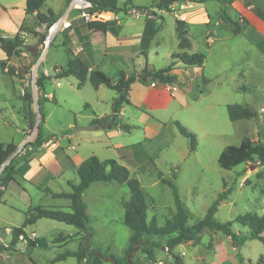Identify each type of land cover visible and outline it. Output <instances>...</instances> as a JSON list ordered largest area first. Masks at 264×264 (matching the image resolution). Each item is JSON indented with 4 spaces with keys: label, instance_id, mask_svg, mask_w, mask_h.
Returning <instances> with one entry per match:
<instances>
[{
    "label": "rangeland",
    "instance_id": "374dc122",
    "mask_svg": "<svg viewBox=\"0 0 264 264\" xmlns=\"http://www.w3.org/2000/svg\"><path fill=\"white\" fill-rule=\"evenodd\" d=\"M255 1L261 4L264 0ZM124 2L125 0H117V5L122 7ZM140 2L148 4L149 1L140 0ZM213 4L211 3V5ZM228 12L229 15L234 14L232 9H229ZM168 20L173 21L172 18H168ZM140 22L141 18H127L124 20L123 25L126 26V29L129 26L132 30L133 28L136 29ZM24 31L22 36L24 44L33 47L38 41L39 34L44 33L45 29L43 25L34 23L31 27L27 26ZM192 33L193 37L190 38V43L194 51L203 54L205 57L202 70L203 76L211 74L217 68L222 71L219 74L223 75L220 78V80L222 79L221 87L216 82H213L210 86V93L205 92L202 102L197 107L199 110L196 116L198 113L200 115L203 114L205 117L201 123L222 134L223 138L222 140H210L209 136L201 137L199 132L198 150L195 153H189L187 141L180 135L174 141L175 149L170 152L163 151L162 153L167 158L166 161L170 162L171 165L168 162L166 164L162 163V160L151 159L150 163L144 164L139 168H127L130 177L139 181L143 191L147 205V222L155 219L158 226H161L165 219L169 218L174 212L171 190L168 186L160 183V178L170 180L175 184L180 199L189 213L188 226L198 222L218 194L227 190L230 193L225 200L220 202L215 216L218 221H230L235 216L247 212L259 215L264 212V165L250 164L249 166L227 171L219 168L217 164L219 150L223 146H226V144L227 146H238L239 144L236 141V132L234 127H232L233 123L227 118L224 104L237 103L255 110L259 115V119L256 122L257 130L263 132L264 51L258 53L253 49H249L247 44L244 47L241 37H233L230 41H225L226 52L224 55L212 57L208 55V50L215 48L217 44L213 46L206 44L199 28H195ZM56 36L50 46L56 41ZM158 39L160 40L159 44L156 45L154 43L151 47L152 50L157 47L158 53H150L149 60L145 59L139 53V50L138 54L132 57L133 61L128 63L125 60L124 65L118 61L109 62L107 59L102 60V58H99L100 60H97V62L100 61L98 62L99 69L108 77L116 79L120 71L126 72L128 70L129 72L140 74L146 63L152 65L155 69L167 66L171 62L170 55L174 52H180L174 35V28L168 26L162 29L155 41ZM237 44L238 46L243 45V55L242 53H235L234 48H236ZM47 49L43 53L42 50H39V56L34 62L31 58L33 63L30 71L23 78H19L16 74L11 75L7 72L8 68L6 72L0 74V82L4 81L10 85L9 104L13 106L14 111V120H10V116L7 113L4 115V121L0 119L1 143L21 140L23 137L20 133L21 129L28 131L23 140L30 135L29 142H33L37 135V126L40 123L44 134H56L58 136H47L46 143L48 141L58 143L61 140V136L65 133L78 137L80 134L74 132L73 129L80 125L84 126L87 122V116L100 118V116L107 115L110 112L111 98L115 97V93L106 88H101V90L96 92L88 81L78 88L77 81L73 77L55 79L57 71L53 72L52 70L54 64H64L67 52L60 46ZM21 53H24V51ZM22 58L23 54H20L16 59L14 58L13 63H15L16 67L21 65L20 59ZM256 59L260 62V65L252 67L251 69L254 72L248 73L249 64L254 60L256 61ZM181 69H183V66L178 64V62H174L173 72L178 73V70ZM40 73L49 78L52 77L51 80L44 82V97L47 94L54 96V101L43 100L41 103L43 121L39 116L37 105L41 94L34 85V81ZM200 79L201 77H199ZM25 92L32 95L30 103L22 100V95ZM183 114L185 116L183 121L185 125L182 126L193 132L192 130L197 126L196 120L192 119L188 112ZM26 124H28L27 128ZM239 125L240 129L248 127L244 121H241ZM138 134L139 132H132L130 141L135 142L138 139ZM247 137L256 140L255 133H251ZM46 143L43 145L44 150H53L58 147L51 148ZM182 154H187V156L183 159L184 161H178ZM176 155L179 157H176ZM111 156L106 157V159L118 161L114 154ZM52 188L57 189L58 187L52 186ZM22 194V189L18 185L12 183L8 185L6 197L9 201ZM82 199L88 206L91 215L96 214L95 216L93 215L94 221L91 223L95 231L92 238L93 246L100 248L103 252H110L117 258H122L123 251L131 235V231L123 225L122 203L129 199L127 187L116 183H94L82 194ZM36 200L37 197L33 196V203ZM16 202L19 203V200L17 199ZM44 202L45 200L41 204H44ZM61 210L67 211L64 207ZM4 219L13 227L21 225V215L11 211L8 206H0V223ZM45 230L46 233L43 234L45 238L43 236V239L47 242H43L40 240L42 238H38ZM234 230L246 233L245 228L237 225ZM28 231L35 232L37 236H33V240L30 239L26 244L28 248H26L25 253L32 252L30 255L32 258L43 257L53 261L56 256L65 251L77 250L78 241L82 240V233L79 236L76 235L74 227L46 219L37 221ZM70 233H72L73 240L64 242L62 246H60V242H55L58 234L67 236ZM46 243H51L53 248L41 250L42 248L45 249ZM161 245L160 248L152 250V261L148 260L145 254H139L134 260L135 264H173L171 256L164 248L165 244L162 242ZM36 247L39 249L33 250ZM13 249L14 246L10 244L7 247L0 246V253H3V257H6L4 260L8 256L12 257L13 253L11 251H14ZM173 253L181 255L184 264H238L237 255L241 256V264H257L259 260L264 263V245L259 241L248 240L240 249H236L229 238L218 232L207 230L201 233L198 242H185L176 247ZM24 258L20 259L19 262H23ZM52 261L49 263L53 264L54 262ZM24 264H28L27 260ZM55 264H77V261L75 258L69 257Z\"/></svg>",
    "mask_w": 264,
    "mask_h": 264
},
{
    "label": "crops",
    "instance_id": "0c3cea01",
    "mask_svg": "<svg viewBox=\"0 0 264 264\" xmlns=\"http://www.w3.org/2000/svg\"><path fill=\"white\" fill-rule=\"evenodd\" d=\"M67 1L68 0H48L44 6L40 8L38 13L48 15V11H50L54 16L60 17L65 9ZM148 1V4H143L140 0H132L131 5L134 8L149 7L153 0ZM211 3L214 4L211 5ZM24 6L25 0H0L1 36L15 35L19 32L22 24L30 27L33 26L35 17L26 16ZM229 9L234 11L233 15H229ZM219 10L220 4L215 0H209L202 4L186 1L172 5V9L169 11L147 9L144 10L143 14L138 16L127 17L124 15V11L119 13L103 12L90 23H86L80 19L77 12H71L68 16L71 22V29H66L58 33L55 39L56 41L48 48L58 46L64 48L67 52V56L68 52H70L73 56L84 61L89 66L90 70L96 69L101 71L98 66V62L100 61L97 62L99 58H102V60L107 59L109 62L118 61L124 65L125 60L131 63L133 61L132 57L138 54L140 50L139 44L144 30V20L146 18H153L155 21V34L148 46L147 60L150 59V53H158L157 47L153 50L151 47L154 43L156 45L159 44L160 40L158 39L155 41V39L162 29L172 26L174 28L175 38L177 39L175 19L185 24L189 41L191 40L190 38L193 37L192 31L195 28L200 29L205 41L207 36H212V43L209 44L206 42V44L210 46L217 44L215 48L208 50V55L212 57L224 55L226 52L224 43L225 41H230L233 37H241L244 47L247 44L249 49H253L258 53L264 51V21L255 13V10H257L264 14V1L258 4L255 0H235L232 4L226 6L225 11L228 16L237 22L243 29L242 33L239 35H232L222 28V22L218 15ZM127 18H141V22L138 23L136 29L133 28L131 30L129 26L126 29L123 22ZM168 18H172L173 21L168 20ZM242 20H245L246 23ZM243 45L238 46L237 44L236 48H234L235 53H242L243 55ZM184 51L188 53L195 52L191 43L190 48ZM180 52H182V50H180ZM20 54H23V58L20 59L21 65H29L31 57L25 52ZM14 58L16 59L15 56H10L9 53L0 46V62L5 61L6 63L3 69L0 65V74L6 72L7 68L11 66L16 69L18 68L15 63H13ZM64 64H54L53 68L63 66ZM146 64L149 65L148 63ZM178 64L181 63L178 62ZM249 65L250 68L248 69V73H253L254 71L251 68L258 67L260 62L256 59V61H252ZM149 66L154 68L152 65ZM182 66L183 69L178 70V73L173 72L180 79V85L175 84L177 91H170L161 85L151 86L149 84V79L145 84L138 81L131 84L128 92L129 104H123L115 118V122L118 126L127 125L130 127L128 132L119 128L100 127L98 122H95H106L112 111L110 109L107 115L100 116V118L87 116V122L84 126H79L82 129L74 131L80 134L78 137L65 133L57 143V148L53 150H44L43 146H41L26 161L19 160L15 164L16 172L13 175L14 180L10 181L6 187L2 189L0 206H8L11 211L20 214L22 218L21 225L26 213L37 206L59 210L64 207L68 211L70 205L69 200L53 198L52 195L55 193L70 192L67 182L71 181L74 184L78 182L76 168L91 155L96 156L99 160H105L106 157H112L111 155L114 154L119 161L117 162L126 168H139L144 164L150 163L151 159L162 160V163L164 162L166 164L168 162L166 161L167 158H165L162 153L163 151L170 152L175 149L174 141L180 134L174 122L185 125L183 122L185 119L183 113L186 112H188V115H190L192 119H195L197 123L196 128L192 130L196 136L197 145L196 150L191 153H195L198 150L200 141L199 132L201 133V137L209 136L210 140H222V134H219L211 127L209 128L208 125L201 123L202 119L205 117L203 114L200 115L198 113L196 116L199 110L197 107L202 102L205 92L210 93V86L212 83L216 82L220 87L222 86V79L220 80V78L223 77V75L219 74L222 73V71L220 68H217L215 71H212L211 74H205V76H203L202 70L204 64L201 68ZM44 71L46 70L44 69ZM126 73L135 74L128 70H126ZM199 77H201L200 80ZM51 78L48 80H51ZM202 79H205L206 82L202 83ZM9 88L10 85L6 82H0V102H2L0 104V119L2 121H4L3 118L5 117V113L9 114L10 120H14L13 106L9 104ZM101 88L105 87L99 86L95 89L96 92L101 90ZM115 97L111 98V105ZM45 98L46 101H54V96H52V94H47ZM227 105L229 104H224L225 107H227ZM241 121H244L248 127L240 129L239 124ZM231 123H233L232 127H234L236 141L239 144L243 137L249 136L251 133L256 134L258 131L254 120L244 119ZM93 125H97L98 129L87 128ZM27 127L28 124H26V128ZM132 132H139L137 135L138 139L135 142L130 141ZM20 133L23 136L21 140L18 139L16 140L17 142L13 140L8 143L0 142V144L5 146L11 143L16 146L18 150L23 144V139L28 134V131L21 129ZM54 135L56 134H44L46 137ZM72 146L74 147L73 149L71 148ZM226 147H228L227 144L219 150V155ZM118 150H121L122 155L119 154ZM186 156L187 154H182L178 161H184L183 159ZM176 157L179 156L176 155ZM168 163L171 165L170 162ZM10 183L21 187L23 194L9 201L6 197V192ZM52 186L58 188H52ZM33 196L37 197L34 203L32 201ZM17 199L19 203L16 202ZM43 200H45V202L41 204ZM92 215L95 216L96 214ZM36 222L32 226L24 228L26 234L25 236H19L16 240L14 251H11L13 253L12 257L8 256V258L4 260L6 257H3V253H0V264L4 262L6 264H24L26 260L28 264H50L49 262L52 261V259L47 260L43 257L32 258L30 256L32 252L25 253L26 248H28L26 247L27 241L37 237L35 232L28 231ZM19 227L11 226L4 219L0 223V246L7 247L12 240L11 229ZM44 233H46V230L43 231L38 238H42L40 239L41 241L47 242L43 239ZM71 234L72 233L69 235ZM46 244L45 249L42 248L41 250H50L53 248L51 243ZM63 244L64 242L60 243V246ZM35 249L39 248H33V250ZM22 258H24V261L19 262ZM55 263L57 262L53 264Z\"/></svg>",
    "mask_w": 264,
    "mask_h": 264
},
{
    "label": "trees",
    "instance_id": "16d2710c",
    "mask_svg": "<svg viewBox=\"0 0 264 264\" xmlns=\"http://www.w3.org/2000/svg\"><path fill=\"white\" fill-rule=\"evenodd\" d=\"M48 0H25L24 12L26 16H34L37 25H43L46 30L54 23L58 16H54L50 11L48 15L39 14L38 11ZM91 3V13H119L132 7V0H125L122 7L117 6V0H88ZM187 0H153L149 7H138V10L156 9L160 11H169L170 7L177 3L186 2ZM193 3L202 4L209 0H190ZM220 4L219 19L221 26L225 31L232 35L242 33V27L232 20L225 11L226 6L232 4L235 0H215ZM255 13L264 21V14L255 10ZM246 23L245 20H242ZM175 22L176 37L178 40V48L182 52L172 53V60L167 66L154 69L145 64L141 73L127 74L120 71L116 79H111L104 72L96 69H89V66L68 52L67 61L63 66L55 67L56 79H66L73 77L77 81V87L80 88L86 81L90 83L93 89L103 86L108 90L115 92L116 97L112 101L111 114L106 122H98L100 127L104 128H119L128 132L130 127L120 125L115 122V118L119 113L123 104H129L128 92L130 86L135 81L145 84L147 80L157 82L161 85L176 84L180 85L178 76L173 73L174 62H180L185 67L201 68L204 64L205 57L201 53H188L184 50L190 48V41L187 37L185 24L177 19ZM155 21L153 18L144 20V30L140 40V54L147 58V50L152 37L155 34ZM27 28L22 24L19 32L13 36H1L0 46L4 48L10 56L19 57L21 52L27 53L33 62L39 56V45L41 44L44 33L39 34L38 41L35 46H26L23 42L22 34ZM31 63L27 66H19L17 69L13 66L9 67L7 72L11 75L16 74L19 78H23L30 71ZM5 61L0 62L2 68H5ZM49 78L43 73H40L35 79L34 85L40 92L41 97L37 101L38 113L43 121V111L41 103L46 98L44 97V82ZM206 80L202 79V83ZM22 100L30 103L32 95L28 92L23 93ZM228 120H254L258 121L259 115L255 110L250 109L242 104H229L226 107ZM41 121V122H42ZM178 133L187 141L189 152L196 150V136L193 132L186 129L178 122H174ZM48 137L44 136L41 130V123L37 126V135L33 142L28 144L24 153H16L17 148L13 144H0V196L2 189L13 181L15 164L21 160L26 161L39 147H41ZM122 155L121 150H118ZM217 164L219 168L227 171L234 170L250 164L264 165V127L263 132H256V140H252L245 136L242 138L238 146H228L220 153ZM76 175L78 182L76 184L71 181L67 182L70 192H61L53 194V198L69 200L70 205L68 211L59 209H49L41 206L33 208L26 213L24 221L19 228L11 229L12 240L11 246H14L19 236H25L24 228L32 226L36 221L41 219L51 220L58 223H63L67 226H72L76 229V235H81L82 240L79 241L78 249L75 251H65L56 256L52 262L64 261L69 257L76 259L77 264H135L134 260L139 254H145L147 259L152 261V250L160 248L163 242L168 254L171 256L173 264H184L183 257L173 253V250L185 242L196 243L200 240V235L203 231L218 232L229 238L236 249H240L248 240H257L264 245V213L261 215L247 212L235 216L232 220L220 222L216 219V213L221 201L225 200L230 191L221 192L217 198L209 205L203 217L193 224L188 226L189 213L184 207L175 184L167 179L160 178L161 184L166 185L171 190L173 198L174 212L165 219L161 226H158L155 219L147 222V205L145 197L141 189L140 183L136 178H131L128 169L119 164L116 160L105 159L99 160L96 156L87 157L77 168ZM173 176V180H174ZM94 183L125 185L129 191V199L122 203L123 207V225L131 231L126 248L123 251L122 258H117L110 252H103L98 247L93 246L92 238L95 231L91 226L94 221V216L91 215L86 203L82 199V194ZM1 203V201H0ZM240 226L246 229V233L235 231V226ZM73 240L71 235L62 236L58 234L55 242H67ZM35 246V245H33ZM238 264L242 263L240 255H237ZM257 264H264L261 260Z\"/></svg>",
    "mask_w": 264,
    "mask_h": 264
},
{
    "label": "built area",
    "instance_id": "2783aa9c",
    "mask_svg": "<svg viewBox=\"0 0 264 264\" xmlns=\"http://www.w3.org/2000/svg\"><path fill=\"white\" fill-rule=\"evenodd\" d=\"M92 8L91 3L88 0H68L65 6L63 13L58 17V19L52 23L46 30L45 36L39 45V49L42 50V53L50 46V43L55 38V36L66 30L71 29V22L68 19V16L71 12H77L80 19H82L86 23H90L94 21L101 13H91L90 9ZM172 9V6L170 7ZM144 13V10H138L136 8L129 7L124 11V15L127 17L130 16H138ZM44 27V26H43ZM24 33H22V36ZM207 43H212V36L209 35L206 37ZM151 86L161 85L157 82L149 81ZM170 91H177V87L175 84H166L161 85ZM30 140V135L26 137L21 147L16 151V153H24ZM46 143V142H45ZM45 143L43 145H45ZM42 145V146H43ZM46 145H49L51 148H55L57 146L56 142L48 141ZM74 148L73 146L71 147ZM242 185V184H241Z\"/></svg>",
    "mask_w": 264,
    "mask_h": 264
},
{
    "label": "water",
    "instance_id": "95a60500",
    "mask_svg": "<svg viewBox=\"0 0 264 264\" xmlns=\"http://www.w3.org/2000/svg\"><path fill=\"white\" fill-rule=\"evenodd\" d=\"M187 2H191L190 0H187ZM88 129H98V126L97 125H93V126H89V127H87ZM80 129H82L81 127H75L74 129H73V131H76V130H80Z\"/></svg>",
    "mask_w": 264,
    "mask_h": 264
}]
</instances>
